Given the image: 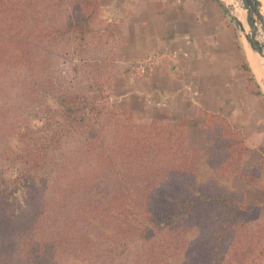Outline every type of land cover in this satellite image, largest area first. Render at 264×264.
<instances>
[{
	"label": "rangeland",
	"instance_id": "rangeland-1",
	"mask_svg": "<svg viewBox=\"0 0 264 264\" xmlns=\"http://www.w3.org/2000/svg\"><path fill=\"white\" fill-rule=\"evenodd\" d=\"M74 1L0 0V195L3 197L0 200V210L4 211L8 207L12 218V224L0 232V264H33L32 257L28 254L35 250H43L40 264H107L112 260L121 263L135 260L136 253L140 254L149 245L145 243L141 248L140 241L120 240L119 242L128 244L129 250L123 252V247H118L117 244L114 245L117 249L112 253L98 252L97 258L86 255L82 245L81 253L73 251L69 242L75 241L78 236L80 242L85 227L81 226V235L76 233V238L70 226L74 213H71L70 208L60 209L56 206V190L64 186V177H72L75 172L72 167L64 169L61 166L78 156L77 150L83 145L89 125L103 128L105 134L118 129L116 121L119 118L113 119L110 116L112 106L123 113L132 112L138 123H150L158 117H166L162 114L163 108L157 109L154 104L146 105V100L140 94L126 95L125 91L129 86L126 77H139V73L134 72L130 66L138 67L136 62L140 60H133L128 66L121 63L120 49L126 42V35L122 44L116 43L117 41L106 42V34L94 32V29L85 26L86 22L83 24L88 33L84 34L81 22L76 19L83 15L82 5ZM235 3L238 8L242 7L241 0ZM227 11L231 18L236 13V8L228 3ZM100 13V18L106 22L101 11ZM98 19L99 16L93 23L92 20L89 21L90 27L92 23L96 30L102 28L103 24ZM73 20L76 24L71 31L68 23ZM106 30L104 29V33ZM37 34H41L40 40L36 37ZM24 36H28L31 44ZM197 39L200 44H212L221 49L214 72L209 65L204 67L208 63L212 65V57L215 55L212 52H208L209 56L205 53V56L199 57L198 62H195L200 71L208 73L207 80L217 81L225 89L223 92L226 96L231 95V90L242 86L244 108H239L238 101H231L225 109L229 110L230 115L227 116L232 121L237 120L238 124L243 122L241 129L244 135L247 133L246 142L249 141V145L258 148L257 145L264 144V73L258 76L252 67L253 54L249 51L251 48L244 33L237 28L233 32L232 28L227 27L218 35H200ZM32 42L38 46H32ZM23 51L26 57L17 59L16 56H22ZM192 60L189 58L187 61ZM260 60V67L264 72V60ZM159 63L151 67L154 68ZM190 65L191 63L188 64ZM79 115L88 116L85 121H75V117ZM193 115L194 124L189 131L191 142L188 143L187 138V144L197 152H205L208 142L205 138L204 144L202 141L203 131L201 124L198 125L201 119L198 115ZM70 124L78 128L69 129ZM57 132L62 137L53 143L51 137ZM109 140L115 141L117 145L121 142L116 136H110ZM121 150H115L117 158H120ZM195 158L198 161L196 154ZM194 170L202 182L215 178L226 188H247L241 179L231 180L224 175L220 176L210 166L207 154H204L201 162H196ZM126 183L133 188L135 180L127 178ZM116 185L117 178L110 172L107 178L95 182L93 188L82 190L78 197L88 199L94 192L100 195L107 188H116ZM249 192V198L260 200L261 203L263 201L260 218L256 219L258 222L264 221V188L255 187ZM48 194L50 202L36 227L39 236L36 238L33 227L31 228L36 218L26 224L24 221L26 214L31 215V210H34L31 199L35 198L34 202L40 201L42 196L45 195L46 198ZM67 229L69 234L66 233ZM104 229L107 228L102 226L101 230ZM101 230H97L99 234ZM11 232L13 233L9 234ZM179 232L163 228L159 233L175 243L174 237ZM195 237L196 235H191L192 239ZM253 238L261 241L262 246L263 228H255ZM247 240L245 232L239 233L222 263L241 264L244 261L237 259L235 247L242 248L240 251L259 249L260 244L255 242L254 247H251ZM47 241H55L61 248L49 259L44 254L47 251ZM65 244L70 247H65ZM106 244L113 246L111 240ZM179 246L180 244L176 247V252H179ZM188 259L177 253L172 264H191ZM250 264H264V260H254Z\"/></svg>",
	"mask_w": 264,
	"mask_h": 264
},
{
	"label": "trees",
	"instance_id": "trees-1",
	"mask_svg": "<svg viewBox=\"0 0 264 264\" xmlns=\"http://www.w3.org/2000/svg\"><path fill=\"white\" fill-rule=\"evenodd\" d=\"M74 2L82 5L83 15L76 19L81 22L84 34L88 33V27L94 32L106 34V42H124L122 25L100 18V0ZM98 16L103 27L96 30L92 23ZM83 22H86V27ZM75 24V20L69 22V30H74ZM104 29H107L106 33ZM40 36L36 35L39 40ZM23 38L31 44L28 36ZM32 46L38 45L32 42ZM25 57L24 51L22 56H16L19 60ZM201 114L205 116L203 126L208 142L205 152H197L188 146L186 115L175 119L158 117L150 123H138L132 112L123 113L112 106L110 116L119 118L116 121L118 129L105 134L103 128L89 125L83 145L77 150L78 156L61 166L64 169L72 167L74 175L64 177V186L55 193L56 206L60 209L70 208L71 213H74L70 226L76 238V233L81 235V226L85 227L80 242V236L69 242L73 251L81 253L82 245L86 255L97 258L98 252L112 253L117 249L114 247L117 244L123 247L121 251L129 250L127 243L119 242L127 239L131 242L140 241L141 248L145 243L149 245L140 254L136 253L135 260L121 263L112 260L107 264H172L177 253L189 258L191 264H223L238 234L245 232L248 237L246 242L251 247H254L255 242L260 246L258 250L250 251H240L242 248L235 247L237 259H244L241 264L264 260V241L261 246V241L253 238L255 228L264 230V221L258 222L256 219L260 218L261 205L248 202L243 192L226 188L215 178L202 182L194 170L196 162H201L204 154H207L210 166L220 176L224 175L228 179L241 176L250 183H258V170L241 166L249 150L245 135L223 113L201 110ZM86 116L79 115L74 120L85 121ZM75 128L78 127L69 125V129ZM110 136L120 138L119 145L110 141ZM61 137L60 132L54 133L51 141L55 143ZM117 148L122 149L120 158L115 155ZM195 154L198 161H195ZM110 172L117 178L116 188H107L100 195L94 192L88 199L78 197L82 190L93 188L95 182L107 178ZM127 178L135 180L133 188L126 183ZM2 198L0 195V200ZM34 199H31L34 210H31V215L26 214L24 224L36 218L31 228L37 238L36 227L50 199L49 194L46 198L42 196L40 201L34 202ZM8 216V207L4 211L0 210V232L12 224V218ZM102 226L107 229L101 230ZM163 228L180 231L174 237L175 243L159 233ZM97 230H101V233ZM66 233L69 234L68 229ZM191 235L196 237L192 239ZM108 240L112 241L113 246L106 244ZM53 242H46L47 251L44 254L47 259L55 256L57 249H61L59 243ZM178 244L180 250L176 252ZM70 245L65 244V247L69 248ZM28 255H31L33 264H40L43 250H35Z\"/></svg>",
	"mask_w": 264,
	"mask_h": 264
},
{
	"label": "crops",
	"instance_id": "crops-1",
	"mask_svg": "<svg viewBox=\"0 0 264 264\" xmlns=\"http://www.w3.org/2000/svg\"><path fill=\"white\" fill-rule=\"evenodd\" d=\"M261 1L264 5V0ZM235 2L237 0H100L102 17L108 22L120 23L126 35V42L121 45L120 49L122 64L128 66V63L133 60L136 61L156 52L163 56L154 68L151 65L147 67L130 66L134 72L139 73V77L131 75L126 77L129 83L125 91L126 95L140 94L146 100V105L154 104L157 109L163 108L164 113L162 114L169 119L186 115L188 143L191 142L189 131L194 124L193 114L201 119L198 125L201 124L204 144V138L206 140V130L203 126L205 116L201 114V110L219 112L227 116L230 113L225 109L228 102L238 101L241 109L245 105L241 94L242 86L234 91L231 90V95L226 96L223 92L225 89L216 83L217 81L207 80L208 73L205 70L200 71L197 63L195 64L199 57L205 56V53L208 54L210 51L215 54L213 59L211 58L212 61L210 60L212 65L208 63L204 67L207 68L209 65L213 71L217 66L221 49L212 44H200L197 37L218 35L227 27L235 32L236 25L232 16L231 18L228 16L227 4L234 5L239 17L244 11L242 4V7L238 8ZM189 58L193 60L187 61ZM189 63H191L190 66H188ZM262 73L264 72L258 74L256 72L258 76L263 75ZM249 107L246 106V108ZM230 121L236 129L243 131L241 129L243 122L238 124L237 120L230 119ZM245 138L247 140V133ZM248 142L246 143L249 150L241 166L256 168L259 181L250 183L244 177L234 176L231 180L241 179L247 188L232 189L243 192L248 202L262 205L263 201L261 203L260 200L249 198V191L255 187L264 188V144H259L256 148Z\"/></svg>",
	"mask_w": 264,
	"mask_h": 264
},
{
	"label": "water",
	"instance_id": "water-1",
	"mask_svg": "<svg viewBox=\"0 0 264 264\" xmlns=\"http://www.w3.org/2000/svg\"><path fill=\"white\" fill-rule=\"evenodd\" d=\"M241 4L243 19L238 13L232 14L236 28L244 33L252 56L264 60V5L261 0H241Z\"/></svg>",
	"mask_w": 264,
	"mask_h": 264
},
{
	"label": "built area",
	"instance_id": "built-area-1",
	"mask_svg": "<svg viewBox=\"0 0 264 264\" xmlns=\"http://www.w3.org/2000/svg\"><path fill=\"white\" fill-rule=\"evenodd\" d=\"M162 54H149L148 56L140 59L136 62L138 67H147L149 65L155 64L162 60Z\"/></svg>",
	"mask_w": 264,
	"mask_h": 264
},
{
	"label": "bare ground",
	"instance_id": "bare-ground-1",
	"mask_svg": "<svg viewBox=\"0 0 264 264\" xmlns=\"http://www.w3.org/2000/svg\"><path fill=\"white\" fill-rule=\"evenodd\" d=\"M249 51H251V50H249ZM260 62H261V60H260ZM260 62H259V59H257L256 57H251V64H252V66H253V68L256 70V72L257 73H260V72H262V68L260 67ZM264 63V62H263ZM263 74V73H262ZM263 77H264V75H263ZM263 77H261L262 79H263Z\"/></svg>",
	"mask_w": 264,
	"mask_h": 264
}]
</instances>
